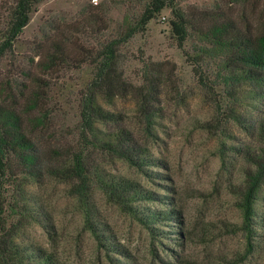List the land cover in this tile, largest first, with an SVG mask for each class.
<instances>
[{"label": "rangeland", "instance_id": "rangeland-1", "mask_svg": "<svg viewBox=\"0 0 264 264\" xmlns=\"http://www.w3.org/2000/svg\"><path fill=\"white\" fill-rule=\"evenodd\" d=\"M149 1L44 0L14 43L13 55L0 60V110L19 117L42 166V176L22 182L23 187L48 214L41 223L22 222L18 241L43 248L57 264H264V186L249 241L239 230L236 205L247 167L242 151L261 144L228 118L230 103L219 70L231 52L203 37L226 18L236 27H261L264 0H177L181 13L196 8L219 17L202 21L196 15V28L179 48L169 26L172 12L165 8L121 46L124 89L102 106L122 121L106 128L134 132L155 166L145 172L131 168L85 145L78 135V102L93 77L91 63L105 41L122 37L137 23ZM146 74L154 81L151 94L159 108L155 137L140 131L136 113L140 93L147 90L142 86ZM241 113L250 125L260 118L247 109ZM75 154L83 164L82 181L69 174ZM94 170L132 180L163 198L142 203V210L175 205L176 220L154 224L151 236L106 200ZM13 190L4 185L8 224L15 222L7 207ZM86 209L119 252L97 245L84 227Z\"/></svg>", "mask_w": 264, "mask_h": 264}, {"label": "trees", "instance_id": "trees-1", "mask_svg": "<svg viewBox=\"0 0 264 264\" xmlns=\"http://www.w3.org/2000/svg\"><path fill=\"white\" fill-rule=\"evenodd\" d=\"M43 1L0 0V60L13 55L14 43L29 24L31 13ZM176 2L177 0H150L137 23L127 27L122 37L105 41L91 63L95 70L93 77L79 97L78 135L84 144L142 172H145L143 170L146 166H155L154 159L148 156V149L135 140L134 132L128 128H106L122 119L105 110L102 104H110L124 89L125 82L119 69L121 46L135 34L143 33L148 23L162 10L169 8L172 12L173 18L169 26L179 48L189 39L190 30L196 28L192 27L196 15L202 21L219 17L218 14L212 15L196 8L181 13L175 7ZM203 35L205 39H212L217 46L231 52V56L219 70L220 83L224 86L230 103L229 120L261 144L254 149L246 146L242 151L247 167L242 173L243 188L236 205L241 216L239 230L249 241L253 231L255 206L264 186V22L261 27H236L233 20L226 18L213 23ZM199 81L206 86L201 78ZM145 85L147 90L140 93L136 113L140 131L145 137H155L154 126L156 118H159V108L151 94L155 84L149 74H146L142 84ZM244 109L260 116L255 126L250 125L243 117L241 112ZM74 156L69 174L72 172L75 178L82 181L85 178L83 164L76 154ZM93 172L96 184L106 200L134 218L149 230L151 236H155L154 224L176 220L174 215L178 213L171 211L175 205L164 203L171 206L170 210L164 211L151 208L142 210V203H155L163 198L141 189L136 182L101 170ZM154 175L159 176L158 173ZM41 176L38 149L22 129L19 117L0 110V264H57L53 255L43 248L24 245L18 241L22 222L31 220L41 223L42 219L48 218L38 199L26 192L22 183L29 179L37 180ZM6 183L14 188L12 203L7 204L10 216L15 220L10 224L3 217L5 201L2 195ZM83 214L84 227L97 245L103 249L108 247L110 252H119L110 242L108 232L95 220L93 211L86 209Z\"/></svg>", "mask_w": 264, "mask_h": 264}, {"label": "built area", "instance_id": "built-area-1", "mask_svg": "<svg viewBox=\"0 0 264 264\" xmlns=\"http://www.w3.org/2000/svg\"><path fill=\"white\" fill-rule=\"evenodd\" d=\"M97 0H93V3H96Z\"/></svg>", "mask_w": 264, "mask_h": 264}]
</instances>
